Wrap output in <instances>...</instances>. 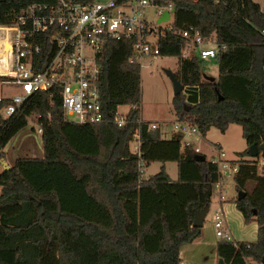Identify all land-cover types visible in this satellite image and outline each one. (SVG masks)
Wrapping results in <instances>:
<instances>
[{
	"label": "trees",
	"instance_id": "16d2710c",
	"mask_svg": "<svg viewBox=\"0 0 264 264\" xmlns=\"http://www.w3.org/2000/svg\"><path fill=\"white\" fill-rule=\"evenodd\" d=\"M54 1L0 0V24L32 2ZM152 1L174 7L170 30L158 40L160 56H180L187 42L179 32L190 26L220 47L214 81L203 78L204 60L194 51L180 57L175 75L184 88L172 97V108L177 120L190 122L202 136L212 126L224 131L237 123L248 147L257 148L256 158L236 161V190L245 196L232 200L246 223L257 224L256 239L238 241V247L219 240L215 264L261 263L264 164L258 173L256 163L264 158V11L253 0ZM131 53L132 40L122 39L109 41L98 56L104 112L131 107L122 127L69 122L49 92L32 93L8 118L1 109L10 99L0 101V160L28 118L40 115L42 126V155L17 158L0 172V264H181V246L200 235L201 228L192 226L194 212L211 202L216 165L196 160L189 145L181 149L182 131L163 138L148 121L137 124L141 79L139 67L128 63ZM136 127L139 146L132 152ZM170 161L177 166L174 180L165 167ZM141 162L144 168L161 166L145 178ZM248 181L254 182L250 191Z\"/></svg>",
	"mask_w": 264,
	"mask_h": 264
},
{
	"label": "built area",
	"instance_id": "2783aa9c",
	"mask_svg": "<svg viewBox=\"0 0 264 264\" xmlns=\"http://www.w3.org/2000/svg\"><path fill=\"white\" fill-rule=\"evenodd\" d=\"M147 6L156 10L158 18L164 11H168L169 18L173 15L171 3L156 5L152 0H129L124 3H117L116 0H93L88 3L57 0L32 2L9 23L0 24L5 28L7 43L5 52L0 54V77H3L4 83L19 86V91L11 96H0V101L10 99L1 109L2 117L11 116L32 93L49 92L50 96L56 95L64 119L69 122L113 123L122 127L131 107L124 105L126 109L122 111L121 106H117L111 116L104 112L98 86V56L109 41L122 39L132 40L128 63L138 66L139 70L145 61L151 62L160 56L158 40L170 28L158 29L151 25L143 13ZM261 32L264 34V30ZM179 34L187 42L186 49L191 46L199 59L213 58L220 48L214 39L203 38L192 26ZM186 49L185 56H189ZM40 118V115L35 117L38 134L42 132ZM143 122L145 120L139 115L137 124ZM148 128L159 127L155 122H148ZM172 131H182L184 135L198 132L190 122L176 118ZM139 135V127H136L130 141L136 143V151ZM195 151L198 152V148ZM208 160L216 165L218 179L214 191L223 200L225 187L222 180L238 176L239 163L228 160L225 152L219 148ZM258 163L262 167L264 158H259L256 165ZM139 167L143 174L145 168L142 162ZM212 225L217 237L232 241L238 247V241L232 239L228 228L225 211H214Z\"/></svg>",
	"mask_w": 264,
	"mask_h": 264
},
{
	"label": "rangeland",
	"instance_id": "374dc122",
	"mask_svg": "<svg viewBox=\"0 0 264 264\" xmlns=\"http://www.w3.org/2000/svg\"><path fill=\"white\" fill-rule=\"evenodd\" d=\"M107 1V0H96ZM156 10L153 7L147 6L144 8L143 13L147 21L158 29H169L172 23V17L168 20L157 22L158 16L155 15ZM5 39V28L0 26V54L6 50L7 43L3 42ZM192 47L186 49L187 54L192 52ZM183 51L180 56H159L156 59L149 62H144V66L140 70L141 79V101H140V115L142 119L148 122H155L163 138H167L174 133L173 122L175 116L172 111V97H173V84L166 70L171 71L173 74L177 73L180 57L185 56ZM203 74L216 78L218 75V67L215 59L207 58L202 62ZM0 79V96H11L13 93L19 91V86L12 83H4ZM122 111H125L126 107L123 105L120 107ZM38 122L35 117L28 118L27 125L20 129L4 146V159L8 165H12L17 158L20 157H40L42 155V144L40 134L36 132ZM189 145L193 148L198 146L201 152L206 158L213 154V146H221L226 154L228 160L241 161L252 160L256 157L250 156L247 152L248 145L242 136L241 126L237 123H231L224 131L218 130L216 127H210L205 136H202L199 132L196 134H185L181 139V149ZM131 151H136V143H129ZM161 163L152 162L147 168H145L143 176L149 177L155 174L160 169ZM2 166L0 165V172ZM166 171L173 179L177 177V166L175 162L166 163ZM257 171L261 173V165L257 164ZM225 190L223 191L225 198L223 204L230 206L234 202L233 198H237L236 184L233 177H225L222 180ZM254 186L253 181H248L245 185L247 191L252 190ZM1 189V187H0ZM209 210L204 219L205 225V237L207 241V250L204 255H200L195 258L199 263L215 264V251L212 249L221 238L215 235L213 225V211L218 205V193L215 190L210 202ZM234 210L236 209L233 208ZM231 210L226 213V220L228 228L231 231L232 239L238 240L242 236L249 238L250 234L247 232L251 225V222H245L241 225V216H238ZM237 211V210H235ZM239 213V212H238ZM240 215V213H239ZM243 223V222H242ZM244 234V235H243ZM205 256V258H201Z\"/></svg>",
	"mask_w": 264,
	"mask_h": 264
},
{
	"label": "crops",
	"instance_id": "0c3cea01",
	"mask_svg": "<svg viewBox=\"0 0 264 264\" xmlns=\"http://www.w3.org/2000/svg\"><path fill=\"white\" fill-rule=\"evenodd\" d=\"M253 1L259 5V7H260V9L262 11H264V0H253ZM216 78H217V76H216ZM172 111H173V108H172ZM171 135H172V133H171ZM171 135L169 137H167V138H170ZM218 146H213V148H214L213 154L216 152V149L217 148L222 149L220 145H218ZM191 148H193V147L191 146ZM195 148H198V153L203 154L198 146H195L193 149L195 150ZM132 152H135V151H132ZM206 159H208V158H206ZM165 167H166V163H165ZM171 179H173V178H171ZM223 202H224V199L223 200H220L218 198V205L214 209V211L219 210V209H222L223 211H225L228 214L229 212H231V210H234L233 208H235V204L232 205L233 207L231 209L230 206L228 207V205L223 204ZM209 207H210V205H209ZM235 210H237V209H235ZM235 210H234V212L236 214H238V216H241V225H243L244 224V220H243L242 214L238 210L237 211H235ZM214 211H213V213H214ZM238 212L240 213V215H239ZM210 225L212 226V224H210ZM204 229H205V225L203 223V226L201 227V233H200V235L196 239H194L191 243L184 244V245L181 246L180 252H179V255H180V258H181V264H204V263H199L197 260H195L196 257H198L200 255H204V253L207 250V244H206L207 241L205 240L206 237H205V231H204ZM247 232L250 234L249 238H246L245 236H242L241 239H238V240H235L234 239V240L235 241H244V242L254 241L256 239V235H257V224L255 223V221H251V225L248 228ZM212 249H214V251L216 252V244L213 245ZM201 258H205V256H202ZM249 264H263V263H257L255 261H249Z\"/></svg>",
	"mask_w": 264,
	"mask_h": 264
},
{
	"label": "water",
	"instance_id": "95a60500",
	"mask_svg": "<svg viewBox=\"0 0 264 264\" xmlns=\"http://www.w3.org/2000/svg\"><path fill=\"white\" fill-rule=\"evenodd\" d=\"M167 18H169V13L168 11H164L162 13V15L157 19V22L160 23L161 21H165ZM167 75L169 76L170 80L172 81L173 84V96L177 95L178 93L182 92L184 86L183 84L180 82V80L178 79V77L173 74L171 71L166 70ZM203 78L210 80V81H214L215 78L211 77V76H207V75H203ZM219 99H221V97H219ZM185 105H188L185 103ZM260 150L264 149V143H261L259 146ZM248 154L250 156H254L256 157L258 154V150L255 147V145H250L248 147L247 150ZM195 159L198 161H204L206 159L205 155L201 154V153H197L195 154ZM0 165L2 166V170H7L8 168H10V165L7 164V162L5 161V159H1L0 160ZM243 196H245V191L241 190L237 192V199H241ZM209 206L205 205L202 209L196 210L194 212V218H193V222H192V226L196 227V228H201L203 226L204 223V219L205 216L208 212ZM261 263L264 264V255L261 258Z\"/></svg>",
	"mask_w": 264,
	"mask_h": 264
},
{
	"label": "bare ground",
	"instance_id": "6f19581e",
	"mask_svg": "<svg viewBox=\"0 0 264 264\" xmlns=\"http://www.w3.org/2000/svg\"><path fill=\"white\" fill-rule=\"evenodd\" d=\"M3 42L5 43L6 42V39H4Z\"/></svg>",
	"mask_w": 264,
	"mask_h": 264
}]
</instances>
